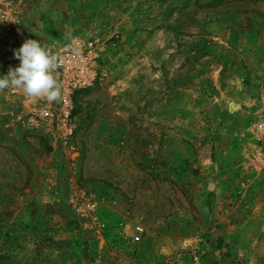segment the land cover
Returning a JSON list of instances; mask_svg holds the SVG:
<instances>
[{"label": "rangeland", "instance_id": "374dc122", "mask_svg": "<svg viewBox=\"0 0 264 264\" xmlns=\"http://www.w3.org/2000/svg\"><path fill=\"white\" fill-rule=\"evenodd\" d=\"M14 2L104 52L74 154L0 90V264H264V0Z\"/></svg>", "mask_w": 264, "mask_h": 264}, {"label": "built area", "instance_id": "2783aa9c", "mask_svg": "<svg viewBox=\"0 0 264 264\" xmlns=\"http://www.w3.org/2000/svg\"><path fill=\"white\" fill-rule=\"evenodd\" d=\"M0 46V72H6L0 74V90L11 104L14 127L45 136L55 151L74 154L75 97L100 78L101 41L90 36L59 45L39 43L14 0H0ZM258 131L264 141V114ZM262 151L259 158L264 160Z\"/></svg>", "mask_w": 264, "mask_h": 264}, {"label": "trees", "instance_id": "16d2710c", "mask_svg": "<svg viewBox=\"0 0 264 264\" xmlns=\"http://www.w3.org/2000/svg\"><path fill=\"white\" fill-rule=\"evenodd\" d=\"M49 149V148H48ZM51 150V149H50ZM221 241V240H220Z\"/></svg>", "mask_w": 264, "mask_h": 264}]
</instances>
